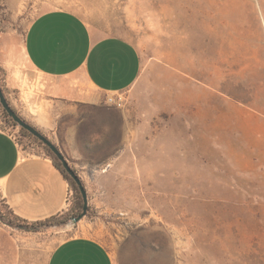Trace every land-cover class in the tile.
Returning a JSON list of instances; mask_svg holds the SVG:
<instances>
[{
    "label": "rangeland",
    "instance_id": "obj_1",
    "mask_svg": "<svg viewBox=\"0 0 264 264\" xmlns=\"http://www.w3.org/2000/svg\"><path fill=\"white\" fill-rule=\"evenodd\" d=\"M53 9L131 40L137 83L95 105L52 97L23 42ZM1 37L12 63L0 68L4 93L80 175L89 215L41 232L0 220V264H48L61 240L82 235L116 264H264V0H0Z\"/></svg>",
    "mask_w": 264,
    "mask_h": 264
},
{
    "label": "crops",
    "instance_id": "obj_2",
    "mask_svg": "<svg viewBox=\"0 0 264 264\" xmlns=\"http://www.w3.org/2000/svg\"><path fill=\"white\" fill-rule=\"evenodd\" d=\"M23 51L35 72L54 81L48 86L49 94L56 100L75 103L95 105L100 95L127 92L137 83L143 68L141 52L131 40L105 35L67 9L37 15L25 34ZM7 52L1 37L0 68L10 72L12 63ZM123 129L127 130L126 124ZM69 193L70 184L53 160L43 153L24 150L0 111V201L16 216L37 222L67 211ZM6 233L0 225V241L7 239ZM48 264L116 262L100 239L82 235L61 240Z\"/></svg>",
    "mask_w": 264,
    "mask_h": 264
},
{
    "label": "trees",
    "instance_id": "obj_3",
    "mask_svg": "<svg viewBox=\"0 0 264 264\" xmlns=\"http://www.w3.org/2000/svg\"><path fill=\"white\" fill-rule=\"evenodd\" d=\"M0 111L2 112V115L4 117V120L11 121L15 126H18L13 119L7 114V112L2 108L0 104ZM21 133L25 136H29L39 142L41 145H43L47 151V156L50 157L54 165L62 172L65 179L69 182L71 191H73V201L71 206L62 214H58L56 216H53L49 219H46L44 221H37V222H29L27 220H24L18 216H16L12 210L8 208L7 205H5L2 202V205H4L5 208H2L0 205V220L7 223L8 225L25 230L28 232H41L44 228L48 227H63L66 226L68 223L72 221L75 217L79 216L83 212V205L84 201L82 198V194L78 188V185L76 182L65 172L62 163L60 160L51 152V150L44 145L43 142H41L38 138H36L34 135H32L30 132H28L26 129L21 127ZM87 215H89V209L87 212ZM86 215V216H87Z\"/></svg>",
    "mask_w": 264,
    "mask_h": 264
},
{
    "label": "water",
    "instance_id": "obj_4",
    "mask_svg": "<svg viewBox=\"0 0 264 264\" xmlns=\"http://www.w3.org/2000/svg\"><path fill=\"white\" fill-rule=\"evenodd\" d=\"M0 104L2 108L7 112V114L13 119V121L18 124L20 127L26 129L28 132H30L32 135H34L36 138H38L41 142L44 143L45 146H47L51 152L60 160V162L63 165V168L65 172L76 182L78 185V188L82 194V198L84 201L83 205V212L72 219V221L77 224L79 223L84 217H86L88 209H89V200H88V192L87 189L80 177V175L77 173V171L71 166L69 160L63 153V151L59 148L57 144H55L51 139H49L45 134H43L38 128H36L34 125L27 122L25 119H23L17 111L11 106L9 103L4 90L0 84Z\"/></svg>",
    "mask_w": 264,
    "mask_h": 264
},
{
    "label": "built area",
    "instance_id": "obj_5",
    "mask_svg": "<svg viewBox=\"0 0 264 264\" xmlns=\"http://www.w3.org/2000/svg\"><path fill=\"white\" fill-rule=\"evenodd\" d=\"M114 95V94H113ZM108 102L111 104V105H116V106H121L122 103L119 101V100H116L114 97H109L108 98ZM12 136L17 140V137H16V134L15 133H12ZM69 202V201H68Z\"/></svg>",
    "mask_w": 264,
    "mask_h": 264
}]
</instances>
